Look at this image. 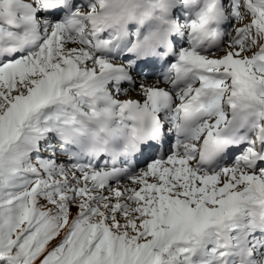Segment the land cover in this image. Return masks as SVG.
<instances>
[{
    "label": "snow or ice",
    "instance_id": "1",
    "mask_svg": "<svg viewBox=\"0 0 264 264\" xmlns=\"http://www.w3.org/2000/svg\"><path fill=\"white\" fill-rule=\"evenodd\" d=\"M0 264H264V0H0Z\"/></svg>",
    "mask_w": 264,
    "mask_h": 264
}]
</instances>
